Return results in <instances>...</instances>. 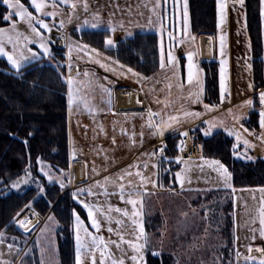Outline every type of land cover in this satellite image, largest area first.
I'll return each instance as SVG.
<instances>
[{"label": "crops", "instance_id": "crops-1", "mask_svg": "<svg viewBox=\"0 0 264 264\" xmlns=\"http://www.w3.org/2000/svg\"><path fill=\"white\" fill-rule=\"evenodd\" d=\"M48 3L49 7L46 11L49 12L50 9V12L58 13L55 17L43 16L44 21L51 26L50 32L41 29L44 41L49 48L54 45L52 41L54 36L61 38L60 47H63L65 33L76 36L83 31H106L107 38L114 41V46L119 40L132 37L136 33H157L161 43L159 48L163 47L167 39L164 33L166 26L162 23V6H160V12L158 11L160 0H72V3L76 4L75 9L70 4L60 3V0H57L55 9L51 7V0H48ZM85 4L87 9L84 7ZM215 4L217 29L212 36V41L213 59L218 62L219 85V101L215 105L204 102V90L200 94L199 102H194L196 99L194 94L200 92L201 83L204 89V81L198 51L199 35L193 34L190 26L186 34L179 32L176 36L177 41L174 42L175 47L169 50L177 58L175 74L169 68L163 70L159 68L150 75H143L133 70L139 73V76H136L127 72L130 67L121 62L116 63L118 60L114 56L93 47L92 49H96V52H92V49L76 52L79 54L77 62L66 61V81L69 77L73 80L72 88L76 102L70 109L69 84L67 83L69 169L64 184L65 189L71 192L75 203L85 211L88 223L84 225L88 232L102 237L107 244V248L103 249L105 261L112 263L113 260L123 259L126 264H134L131 260L133 249L129 241L134 244H143L146 236L149 246H156L145 230V214L158 211L162 216L164 214L168 216V214H178L180 210L193 209L192 211L201 215L205 211L204 208L208 211L211 209L209 202L211 194L207 196L204 192L212 190H225L224 195L232 200L233 225L230 230V250H234L232 264H259V261L264 259V253L257 251L264 248V237L260 235L261 230H264V225L261 224V219H264V214L261 212L264 208V191L261 189L264 187H233L231 177L226 180L222 170L218 171V166L211 163L215 159L201 156L197 159L177 162L176 157L169 158L165 155V151L162 155L158 151L165 145L166 138L173 135L180 136L184 131L201 139L205 137L203 130L211 126V134L224 131L230 135L231 132L233 141L242 144L243 133L240 129H236L239 128L238 125L255 132L261 129L260 93L264 92V84L261 89L255 90L251 46L246 30L245 5L243 3L241 6L239 2L230 3L228 0L218 2L215 0ZM26 6L29 7V11L37 15L30 7V2ZM260 18L264 64V4L262 0H260ZM13 19L17 22L18 31L22 33L19 37L12 34L13 40H18L17 54L21 50L27 54V48L37 52L40 44L28 43L29 40L25 39L27 35L37 38L27 23L20 21L17 17ZM61 20L64 21L63 27L60 26ZM86 21L87 24H85ZM93 23L99 24V27L92 28L90 25ZM8 27H10L9 22L0 28ZM129 32L132 33L131 36L128 35ZM221 37L224 38L223 44ZM3 41L6 50L11 52L12 45L8 43V35L3 37ZM113 47H106L104 44L105 49ZM188 52L194 53L193 73L198 75L199 80V82L194 80L192 85L187 82ZM0 57L5 59L8 66L13 69L7 57L2 55ZM222 60L226 63L222 64ZM121 65L124 67H120ZM222 67L226 89L223 94L220 87ZM123 93H127V96ZM126 97L132 98L133 103L126 102ZM249 100L253 101L251 105L246 103ZM255 101L256 108H254ZM205 105L209 106L208 109ZM252 111L258 116L256 126L248 123V117ZM186 113L200 115L194 117L185 115ZM169 117H176L178 122L170 121ZM162 121L165 124L170 123L171 127H166L161 136L158 134V129L150 127L149 124L160 125ZM154 132L157 134L154 135ZM236 134L239 135V141ZM154 152L155 155H153ZM161 161H173L178 165V169L166 180L159 176ZM76 162L81 164L79 172L75 169ZM191 162H196L193 164L195 168L188 166L192 165ZM185 167H188V175L180 174L177 179L176 173L183 171ZM194 184L202 186L201 189L184 187V185L194 186ZM121 186L124 189V199H121ZM79 189L85 191L74 197L73 194ZM129 193H131V199L137 200L135 210L126 202L129 199ZM80 201L88 203L95 209L94 215L101 224L99 232L91 227L88 210ZM117 208L126 210L128 215L125 216L123 211H115ZM39 221H41L40 218ZM72 221L76 259L74 216ZM109 227L112 228L111 232L108 231ZM141 227L144 235H141ZM191 228V226L183 228L184 231L180 234H176L179 232V227L177 230L172 228V236L169 240L180 244L182 234L186 235ZM199 229L200 227L197 228ZM20 232L16 234L25 241L29 240L27 234L22 230ZM117 233L123 236V241ZM80 235L85 241L87 238V242L90 243V237H86L83 230ZM111 241H116L119 247L110 243ZM249 248L252 251H249ZM96 253L100 254V251ZM86 257L88 255L84 253L83 264ZM248 257L254 259L248 260L246 259Z\"/></svg>", "mask_w": 264, "mask_h": 264}, {"label": "trees", "instance_id": "trees-1", "mask_svg": "<svg viewBox=\"0 0 264 264\" xmlns=\"http://www.w3.org/2000/svg\"><path fill=\"white\" fill-rule=\"evenodd\" d=\"M21 2L26 5L29 0ZM187 4L190 31L196 35L213 36L217 29L215 0H187ZM244 5L246 30L251 46L253 83L257 91L264 84L260 0H244ZM8 11L0 2V27L7 24L2 15ZM171 29L170 26L164 29L166 43L172 41L169 38ZM76 36L87 44L106 51L122 64L143 75H150L160 68L161 51L157 33H136L132 37L119 40L111 49L104 48V41L108 36L106 31H83ZM172 44L171 49L175 47V43ZM50 50V56L42 55L26 64L20 74L0 57V231L19 233L14 220L17 213L24 211L28 205L41 215L52 213L57 220L56 241L60 264H76L73 211L86 224L88 219L82 207L73 200L71 192L60 186V180H66V177H61L62 173H68L69 169L66 56L62 48L52 45ZM169 50L165 51V55ZM200 66L203 72L204 102L215 105L219 101L218 62L213 58L201 59ZM256 107L255 101L254 108ZM257 117L252 111L248 123L256 126ZM178 138L179 135H173L165 139L167 157L174 158L177 155ZM200 144L204 157L219 160L227 167L233 187H264V159L255 157L243 161L235 158L232 151L233 138L230 135L217 131L202 137ZM39 161L53 167L56 175L54 181H47L40 173ZM26 169L33 178L38 179L39 185L6 192L9 184L26 173ZM177 169L178 165L173 161H161L159 176L166 180ZM224 191L212 190L204 193L207 196L211 194L209 202L212 225L216 224L215 229L230 233L233 225L232 200L223 196ZM161 222L162 216L158 211L144 216L147 232L159 233L158 226ZM145 260L146 264H173L171 252H161L160 256H153L151 250H147Z\"/></svg>", "mask_w": 264, "mask_h": 264}, {"label": "rangeland", "instance_id": "rangeland-1", "mask_svg": "<svg viewBox=\"0 0 264 264\" xmlns=\"http://www.w3.org/2000/svg\"><path fill=\"white\" fill-rule=\"evenodd\" d=\"M218 1L219 0H216V2ZM160 6H163V25L166 27L170 26V29H174L172 30V41L164 43L163 49L165 52L173 47L172 42L177 41L176 36L179 34V32L186 34L189 30L188 4L187 0H160L158 8L159 12ZM65 36V46H63L62 49L65 51V56L67 57L66 61L68 63L77 62L79 54H77L76 52H85V50L87 49H92V47L95 48L94 46L87 44L86 42L82 41L73 34L65 33ZM26 38L29 41H37L35 43H39L38 37L34 38L32 36L27 35ZM159 44L161 43L159 42ZM83 45H88V48L84 49L82 47ZM69 48H71L70 55ZM38 51H41V53L43 52L41 48H39ZM118 64H120V62ZM238 127L239 128L236 129H240V132L243 133V136L241 137L242 144L233 141V145H237V148L235 149L236 154H233V156L243 161H249V159L246 158L248 156L252 157V159H254L256 156H259L264 159V129L261 128L258 132H255L252 129L249 130L245 127H241L240 125H238ZM197 139L200 141L199 137ZM245 140L249 142L247 147L244 144ZM232 151L234 153L233 146ZM191 163L192 165L189 164L188 166H192L193 168H195L193 164H195L196 162ZM41 167H44V171H41ZM187 168L188 167H185L183 171H180L178 173H180L181 175H188ZM39 171L47 181L51 182L56 179L54 169L48 163L39 161ZM45 173H47L48 175H45ZM190 173L192 172L190 171ZM66 174V172H63L61 177L65 178ZM49 176L52 177L51 180H49ZM21 180H27L28 183H21L19 188L12 187V184L14 182ZM60 181L61 183L64 182L63 179H61ZM37 185H39L37 178H33L31 175H27L26 173H24L9 184L6 192H16ZM184 187H190L191 189L193 188L194 190H199L202 186H200L199 184H194V186L184 185ZM223 196L226 195L223 194ZM27 208H30V206L26 207L25 209ZM30 209L38 215L41 221H39L38 219L36 224L32 228H30L29 231L25 232L17 225V223L15 222L17 217L14 220V224L16 225V227H19L20 230L27 234L29 240L25 241L22 237L15 233L9 234L0 231L4 233L3 243H0V264H60L56 241V217L52 213L41 215L37 213L32 207ZM204 209L205 211L201 214L202 216L199 213H195L194 211H192L193 209H191V211L180 210L178 214L175 213L174 215H161L162 222L158 226L159 233L148 231V233L152 237V240H154V243L157 246L150 247V249L156 251H163L165 253L171 252L173 264H232L234 250H230L231 234L228 231L226 232L220 229H215L216 224L212 225L213 222L211 221L210 217L211 212L208 211L207 208ZM152 212L156 213L154 211ZM50 217L51 219H49ZM188 226H191L192 228L186 235L182 234V240L180 241V244H177V242H174V240H169L172 236V228L177 230V227H179V232H176V234H180L184 231L183 228H188ZM152 227L156 228L155 225H152ZM198 227H200V233L197 232ZM6 234L9 236H7ZM8 245H12L13 247L9 248ZM132 255H134L133 251ZM96 259L97 264H100V254L96 253ZM86 260L84 264H91L89 256L86 257ZM105 264L112 263H110L109 261H105Z\"/></svg>", "mask_w": 264, "mask_h": 264}, {"label": "snow or ice", "instance_id": "snow-or-ice-1", "mask_svg": "<svg viewBox=\"0 0 264 264\" xmlns=\"http://www.w3.org/2000/svg\"><path fill=\"white\" fill-rule=\"evenodd\" d=\"M0 2H2L6 6V8L9 10L6 14L2 15V19L5 22H9V24H10V27H8V28H0V55L7 57L8 62L11 64V66L16 71V73L20 74L23 67L26 64L30 63L31 61L37 60L41 55H45V56L51 55V50L47 46V43L44 41V37H43V34L41 32V29H46L47 31L50 32L51 26L44 21L43 16L55 17L58 13L55 11H52V12L46 11V9L49 7L48 0H29L30 7L34 10L35 13H37V15H34L33 11H29V7L26 6L24 3H22L21 0H0ZM238 2L242 6L244 3V0H238ZM60 3L70 4V6L73 9L76 8V4L72 3V0H60ZM262 4H264V0H262ZM51 7L53 9H55L57 7V0H51ZM84 7H85V9H87V4H85ZM13 17H17V18H19L20 21L27 23V25L31 29V31L35 34L36 37L39 38L38 42L40 44V48L43 50L42 53L38 52V51L37 52L32 51V49L27 48V44H25V48H27V54H25V51H23V50L19 51V54H17L18 40H13L12 34H15L17 37H19L22 35V33H20L18 31L17 22L13 19ZM221 19L223 22V19H224L223 16ZM69 22H70V20H69ZM87 23L88 22L86 21L85 24H87ZM37 25L39 27H37ZM60 26L61 27L64 26L63 20H61ZM90 26L92 28H98L99 24L93 23ZM111 30L115 31V29H111ZM5 35H8V43H10L12 45V51L11 52L7 51L5 48L4 41H3V37ZM128 35L131 36L132 33L129 32ZM169 38L170 39L172 38L171 33H169ZM25 39L27 40V38H25ZM223 39L224 38L221 37V43L222 44H223ZM27 42L28 43H35L37 41H27ZM104 43H105L106 47L114 46V41L111 38H105ZM181 43H183V41H181ZM82 47L84 49H87L88 45H83ZM96 51H97L96 49H92V52H96ZM70 53H71V48H69V55H70ZM193 55H194V53H192V52L187 53V58H188V79H187V82L189 85H192L194 80L199 82L198 75L193 73V67H194V65L192 63ZM116 63H118V61ZM176 63H177V58L170 51L167 53V55H165L164 49H163V47H161L160 68L162 70L165 68H169L173 72V74H175L177 71ZM221 63L225 64L226 61L222 60ZM120 67H124V66L121 65ZM69 69L71 70V65H69ZM127 72L132 73L133 75L139 76V73L133 72V69H131V68H128ZM85 75H87V73H85ZM67 83L69 84L68 104H69V108L71 109L73 104L76 102V97L74 96V90L72 88L73 80L71 79V77L68 78ZM220 87H221V92L223 94L224 91L226 90L225 84H224V68L223 67L221 68ZM203 90H204L203 85L201 83L200 84V92L194 94L196 97L194 102H199L200 94L203 92ZM105 91H109V90L105 89ZM109 95H111L110 92H109ZM137 102L139 103V100ZM246 103L251 105L253 103V101L249 100ZM260 103L262 105V110L259 113V115H260V121L259 122H260L261 128H264V92L260 93ZM78 106L79 105L77 104V107ZM85 106H87V105H85ZM208 107H209L208 105H205L206 109H208ZM185 115H191L194 117H198L200 114L199 113H186ZM169 120L170 121H177V118L176 117H169ZM149 126L157 128L158 134L162 136L165 128L171 127V124L170 123L165 124L162 121L160 125H152L150 123ZM203 131H204V135L208 136L211 134L212 127L210 126L209 128H207ZM153 134L156 135L157 133L154 132ZM229 134L232 135L233 133L230 132ZM181 135L183 137H188V132L184 131L181 133ZM236 138L239 141V135L238 134H236ZM26 143H27V141H25V144ZM244 144L247 147L249 142L247 140H245ZM166 147L167 146L164 145L160 149H158V151L160 152L161 155L165 151ZM178 147L180 148L181 151L183 150V147H184V141L183 140H181L180 145ZM236 148H237V145H233V150H234L233 154L234 155L236 154V152H235ZM153 155H155V152L153 153ZM246 158L249 160L252 159V157H250V156H248ZM176 159H177V162L182 161V157H177ZM211 163L218 166V168H217L218 171L222 170V174L224 175L226 180L231 177V173L228 172V169L219 160L212 161ZM145 167H147V165H145ZM154 167H155V165H154ZM25 171H26L27 175H30V173L27 169ZM41 171H44V167H41ZM45 175H48V174L45 173ZM138 175H139V173H138ZM176 177H177V179H179L180 173H176ZM51 179H52V177L49 176V180H51ZM21 183L26 184V183H28V181L27 180H21V181L14 182L12 184V187L13 188H19ZM60 186L62 189L65 187V185L63 183H61ZM41 191H43V189H41ZM84 191H85L84 189H79L77 191V193L73 194V196L76 197L77 195L82 194ZM123 191H124L123 186H121V194H122L121 199H124ZM261 191H264V189H261ZM91 194L92 193L89 191V195H91ZM130 197H131V193H129V199L126 202L131 204L133 206V209L135 210V207L137 205V200L131 199ZM80 203H82L84 208L88 210V217L91 220V227L96 229L97 232H99V230L101 228V224H100L99 220L97 219V217L94 215L95 209L93 208V206L89 205L88 203H85L84 201H80ZM29 206L30 205H28L26 207H29ZM115 211H117V212L123 211V214L125 216L128 215V212L126 210H121V209L117 208ZM261 212H262V214H264V208L261 209ZM136 215H139V213H136ZM19 216H20V213H17V217H19ZM73 216H74V231H75V240H76V264H83L82 255L84 253H87V255L89 256V258L91 260V264H97V259H96V252L97 251H100V256H101L100 264H105V257H104L103 249L107 248V244H105L102 237H99L97 235H93L92 233L88 232L87 228L84 225V222L81 220L79 214H77L75 212V210L73 211ZM49 219H51V217ZM15 222L25 232L29 231L28 225H29L30 221H28L27 218L16 219ZM117 223H120V222L117 221ZM261 224L264 225V219H261ZM82 230L84 231L86 237H90V243L86 242L84 239H82V237L80 235ZM108 231L111 232L112 228L109 227ZM140 231H141V235H144L142 227H141ZM117 235L120 236L119 233H117ZM260 235L262 237H264V230H261ZM3 239H4V233L0 232V243H3ZM120 240L123 241V236H120ZM110 243H114V244H116L117 247H119V244L116 241H111ZM128 243L130 244V246L132 247L133 252H134V255L131 256V260L134 262V264H146L144 252L147 250H151L150 246L148 244V241H147V237L145 236L143 244H139V243L134 244L130 241ZM8 247L12 248L13 246L8 245ZM249 251H252V249L249 248ZM257 251L264 253V248L257 249ZM151 252H152L153 256H160L161 255L160 251L151 250ZM237 255H239V253H237ZM246 259L253 260L254 258L248 257ZM112 264H125V262L123 259H121L119 261L113 260ZM259 264H264V259H261L259 261Z\"/></svg>", "mask_w": 264, "mask_h": 264}, {"label": "built area", "instance_id": "built-area-1", "mask_svg": "<svg viewBox=\"0 0 264 264\" xmlns=\"http://www.w3.org/2000/svg\"><path fill=\"white\" fill-rule=\"evenodd\" d=\"M230 3H236L238 0H228ZM59 38L58 36H56ZM52 38V41L56 47H59V43L57 41V38ZM181 140L184 141V147L181 151L178 147L180 145ZM176 149H177V155L176 157H182V160H191L200 158L202 156V147L197 139V137L190 132H188V137H183L182 135L177 139L176 141Z\"/></svg>", "mask_w": 264, "mask_h": 264}, {"label": "water", "instance_id": "water-1", "mask_svg": "<svg viewBox=\"0 0 264 264\" xmlns=\"http://www.w3.org/2000/svg\"><path fill=\"white\" fill-rule=\"evenodd\" d=\"M198 51L201 59L213 58V41L212 36L209 34H201L198 37Z\"/></svg>", "mask_w": 264, "mask_h": 264}, {"label": "bare ground", "instance_id": "bare-ground-1", "mask_svg": "<svg viewBox=\"0 0 264 264\" xmlns=\"http://www.w3.org/2000/svg\"><path fill=\"white\" fill-rule=\"evenodd\" d=\"M56 38H57V37H56ZM57 41H58L59 45L62 44V42H61V38H57ZM123 94H124V95L126 94L125 96H127V93H123ZM125 101H126V102L128 101V102H130V103H133V99L130 98V97H126V98H125ZM80 168H81V164L78 163V162H76V163H75V169H76V171L79 172ZM77 175H78V174H77ZM25 218H27V220L30 221V223H29V225H28L29 230H30V228H32V227L36 224V222H37L38 219H39L38 215H37L36 213H34L30 208L25 209V210L20 214V216L17 217V219H25ZM17 225H18V224H17ZM254 253H256V252L254 251Z\"/></svg>", "mask_w": 264, "mask_h": 264}]
</instances>
